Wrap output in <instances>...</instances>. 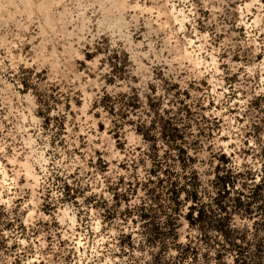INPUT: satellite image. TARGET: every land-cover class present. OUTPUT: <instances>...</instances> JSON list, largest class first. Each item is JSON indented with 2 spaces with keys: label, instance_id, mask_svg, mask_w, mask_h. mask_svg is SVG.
<instances>
[{
  "label": "rangeland",
  "instance_id": "1",
  "mask_svg": "<svg viewBox=\"0 0 264 264\" xmlns=\"http://www.w3.org/2000/svg\"><path fill=\"white\" fill-rule=\"evenodd\" d=\"M223 153L248 192L264 167V0H0V264H179L196 236L185 191L196 172L210 203Z\"/></svg>",
  "mask_w": 264,
  "mask_h": 264
},
{
  "label": "trees",
  "instance_id": "2",
  "mask_svg": "<svg viewBox=\"0 0 264 264\" xmlns=\"http://www.w3.org/2000/svg\"><path fill=\"white\" fill-rule=\"evenodd\" d=\"M138 131L144 139L151 140L148 132L142 129ZM162 134L173 141L182 140L177 128L167 124L162 129ZM177 150L182 166L193 160L186 148L180 146ZM242 177L244 174L233 169L230 166V159L224 153L221 154L213 172L212 185L215 188V194L212 201L205 204L199 199V177L194 172L191 189L185 191L188 192L186 198L189 205L184 218L189 227L196 231V236L177 245L179 264H192L194 254L198 250L196 241L207 249L203 253L202 264H210L211 259L214 260V264H264L262 255L264 251V167L260 171H250L245 177L252 183L248 192H244L242 188L235 189ZM176 197H173L174 201H177ZM139 215L151 223L148 241L159 243L163 232L161 227L153 221L150 209H143ZM236 215L248 219L250 224L236 226L234 222ZM167 225L169 238L177 242L179 240L177 219H171ZM190 256L191 261L186 263L184 259ZM228 258L231 260L228 261ZM171 263L170 259L154 258V264Z\"/></svg>",
  "mask_w": 264,
  "mask_h": 264
}]
</instances>
